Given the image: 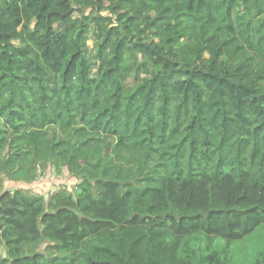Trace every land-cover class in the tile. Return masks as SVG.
I'll use <instances>...</instances> for the list:
<instances>
[{"label": "trees", "instance_id": "16d2710c", "mask_svg": "<svg viewBox=\"0 0 264 264\" xmlns=\"http://www.w3.org/2000/svg\"><path fill=\"white\" fill-rule=\"evenodd\" d=\"M48 164L74 193L4 190ZM0 246L264 264V0H0Z\"/></svg>", "mask_w": 264, "mask_h": 264}, {"label": "rangeland", "instance_id": "374dc122", "mask_svg": "<svg viewBox=\"0 0 264 264\" xmlns=\"http://www.w3.org/2000/svg\"><path fill=\"white\" fill-rule=\"evenodd\" d=\"M87 9L85 14L89 12ZM97 14V13H96ZM98 14L108 15L107 10H103ZM93 41H88L89 46H92ZM4 190L13 191L16 188L24 189L28 194H38L49 196L51 193L65 189L68 192L74 193V186L77 182V178L72 176L66 167L56 169L48 164L45 167L36 168V176L32 181H24L21 179H11L7 176L2 177ZM239 244L235 243L234 247H238ZM45 244L41 245L43 249ZM3 248L0 246V252H3Z\"/></svg>", "mask_w": 264, "mask_h": 264}, {"label": "water", "instance_id": "95a60500", "mask_svg": "<svg viewBox=\"0 0 264 264\" xmlns=\"http://www.w3.org/2000/svg\"><path fill=\"white\" fill-rule=\"evenodd\" d=\"M3 256H4V257L6 256V251H3Z\"/></svg>", "mask_w": 264, "mask_h": 264}]
</instances>
